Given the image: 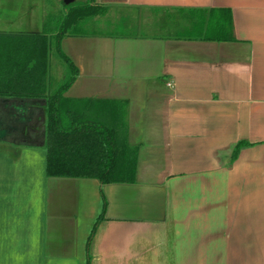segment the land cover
Returning a JSON list of instances; mask_svg holds the SVG:
<instances>
[{
	"label": "crops",
	"instance_id": "obj_1",
	"mask_svg": "<svg viewBox=\"0 0 264 264\" xmlns=\"http://www.w3.org/2000/svg\"><path fill=\"white\" fill-rule=\"evenodd\" d=\"M36 1L65 0H0V33ZM93 5L60 43L78 73L63 98L137 148L134 182L47 177L45 101L0 100V264H264V0ZM209 9L231 11L234 42L188 37L185 13Z\"/></svg>",
	"mask_w": 264,
	"mask_h": 264
},
{
	"label": "trees",
	"instance_id": "obj_2",
	"mask_svg": "<svg viewBox=\"0 0 264 264\" xmlns=\"http://www.w3.org/2000/svg\"><path fill=\"white\" fill-rule=\"evenodd\" d=\"M94 0L62 2L63 15L57 26L43 32L0 33V100H44V149L46 176L49 178L94 179L101 186L134 182L137 148L118 140V133L107 123L72 111L63 94L78 73L60 48L61 40L81 22L102 16L103 7ZM195 41L234 42L232 14L229 9L190 10L184 15ZM65 65L67 77L49 94L46 56L50 48ZM108 121V120H107ZM250 146L238 142L232 159ZM102 210L88 238V245L99 224L104 221L106 201L101 191ZM88 260V259H87ZM89 264V260L87 261Z\"/></svg>",
	"mask_w": 264,
	"mask_h": 264
},
{
	"label": "rangeland",
	"instance_id": "obj_3",
	"mask_svg": "<svg viewBox=\"0 0 264 264\" xmlns=\"http://www.w3.org/2000/svg\"><path fill=\"white\" fill-rule=\"evenodd\" d=\"M14 6H15V10L17 11L13 13V16L11 19H9L8 17V20L10 21L6 23V27H5L9 32H14V30H18L19 32L26 33V34H29V33L30 34L31 33L41 34L43 32V26H44V24L41 22H43L42 20L44 19V17L46 18L45 22L47 24V27L54 28L55 26H57V22L59 20L60 15L64 14V11L61 10L62 9L61 6L59 7L61 8L59 9V11L58 9L54 10L48 1H36V2H32L31 5L24 6V7H22L19 4L14 5ZM20 13L22 14L20 15ZM130 16L127 18L128 19L127 22H129V20L131 19ZM39 19L41 22H39ZM20 24L22 25L20 26ZM119 25L120 27L116 24V26L121 29V25L123 26V23ZM128 26H129V23H127L125 26V30L127 31L131 29V27H128ZM108 29L109 28L107 26L105 32H108L109 31ZM122 30H124V28H122ZM132 30L135 33L138 31V27H134V29H131V31ZM139 33L142 35H145L146 31L145 30L142 31L140 29ZM156 34H160V33H156ZM46 66H47V78H48L49 94H50L67 77V71H66L65 65L61 62L59 58L56 57L53 47L48 50V54L46 56ZM41 103L43 104V102ZM7 114H8L7 116H9V119L6 118L5 122L3 123L9 127L14 126L15 128H18L19 130H21V133L19 134V136L20 138L24 140L26 136V132H27V127H28L27 125H29L28 123L29 119L27 120L26 118L27 116H25L27 115V113L24 110V106H22L19 109L13 108L12 106L11 112L10 113L7 112ZM38 118L40 119V117ZM1 136H2V133H1Z\"/></svg>",
	"mask_w": 264,
	"mask_h": 264
},
{
	"label": "water",
	"instance_id": "obj_4",
	"mask_svg": "<svg viewBox=\"0 0 264 264\" xmlns=\"http://www.w3.org/2000/svg\"><path fill=\"white\" fill-rule=\"evenodd\" d=\"M68 2H70L69 0H65L64 3L67 4Z\"/></svg>",
	"mask_w": 264,
	"mask_h": 264
}]
</instances>
